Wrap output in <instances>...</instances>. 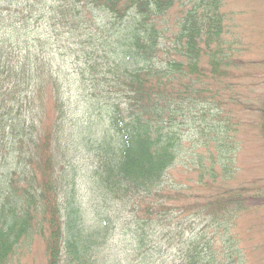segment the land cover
Returning a JSON list of instances; mask_svg holds the SVG:
<instances>
[{"label":"trees","instance_id":"1","mask_svg":"<svg viewBox=\"0 0 264 264\" xmlns=\"http://www.w3.org/2000/svg\"><path fill=\"white\" fill-rule=\"evenodd\" d=\"M190 2L182 13L186 0H0V264H122L107 245L118 222L134 232L141 264L164 248L171 260L160 264H250L236 226L264 213V175L238 180L236 160L254 125L264 146V91L238 68L224 0ZM69 79L89 102L85 121L74 119ZM200 134L208 158L183 193L167 174L181 142L196 146ZM78 149L93 152L92 220L76 189ZM183 215L204 223L186 241Z\"/></svg>","mask_w":264,"mask_h":264},{"label":"rangeland","instance_id":"2","mask_svg":"<svg viewBox=\"0 0 264 264\" xmlns=\"http://www.w3.org/2000/svg\"><path fill=\"white\" fill-rule=\"evenodd\" d=\"M186 2L187 4L182 7V13L193 6L190 0H186ZM221 10L225 14L226 22L231 26L230 30L234 32V37L237 38L238 41L235 45L238 49L237 56L240 61L244 62V64L238 66V68L253 73L254 77H249L247 82L252 81L257 90L264 91V0H224V5ZM177 11H179V9L175 6L173 15H170L168 18L167 35H172L175 32V25L179 20V16L176 17ZM179 14L180 13H178V15ZM168 43L170 46L174 45L172 36L168 38ZM178 46L180 47V43H178ZM169 51L170 54L168 56L170 59L183 61L182 63L187 64L186 58L181 55L177 57L174 56L172 54V48H169ZM62 65L67 72H71L69 61ZM185 78L189 81L190 86L195 87L194 74L186 76V73H184L183 79ZM212 89L215 90V86H213ZM65 91L66 96L70 97V103L75 109L74 119L77 117L85 121L87 117H91V113L86 109L88 107L86 98L76 93L75 85L72 83V80H65ZM228 107L229 106H226V108ZM247 116L252 122H256L257 115L248 114ZM210 121L214 126L227 128L226 123H224L225 119L221 118L219 120L213 112L210 113ZM184 134L186 135V132H184ZM200 135L201 138L198 140V143H196V146H192L187 140L181 142V155L174 162L167 174V185L178 188L183 193L196 186L197 171L195 169L199 167L201 161H207L208 158V155L200 156L198 154V152L205 150L201 147V145H203L202 141H204L203 134ZM207 136L208 138H212V134H208ZM208 146L213 148L211 143H209ZM92 153V151L89 154H86V152H77L73 155V158L78 167H82L85 164L84 169H79L77 171V176L80 175L76 178V189L86 214H90L91 218L96 219V212L93 209L96 194L94 195L91 191L89 183L90 173L88 171L91 169L90 163H94L91 162ZM0 157L1 188L6 178L1 173V166L4 161L2 151H0ZM236 161L238 168L235 176L238 180L243 181L245 179L264 175V146L259 139L256 125L248 129L247 134L243 137L242 148H239L237 152ZM193 219L192 215H183L181 217L185 228V241L187 238L193 236L190 231L193 232L203 228V218H195L194 221L190 222ZM190 224H192L191 230L188 229ZM236 227V233L240 235L249 247V263L257 264V261L264 258V246L257 249L255 247L256 244L264 242V213L257 214L255 217L249 215L241 219ZM107 245H109L110 259L119 263L121 262L122 264H127L129 259H134L135 240L133 234L129 232L127 227L122 225V222L116 224L115 232L107 241ZM40 255L41 248L38 247L36 254L38 260H40ZM161 260H165V256H163ZM21 264L29 263L25 261V263ZM132 264H139V262L135 260ZM260 264H263V262Z\"/></svg>","mask_w":264,"mask_h":264}]
</instances>
